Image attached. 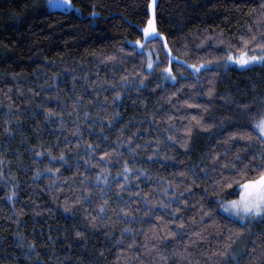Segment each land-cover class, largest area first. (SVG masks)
<instances>
[{
	"label": "trees",
	"instance_id": "16d2710c",
	"mask_svg": "<svg viewBox=\"0 0 264 264\" xmlns=\"http://www.w3.org/2000/svg\"><path fill=\"white\" fill-rule=\"evenodd\" d=\"M43 1L0 0V264H264V228L217 205L264 160V61L209 66L264 54V0H156L148 40L151 0Z\"/></svg>",
	"mask_w": 264,
	"mask_h": 264
},
{
	"label": "snow or ice",
	"instance_id": "6c2138e0",
	"mask_svg": "<svg viewBox=\"0 0 264 264\" xmlns=\"http://www.w3.org/2000/svg\"><path fill=\"white\" fill-rule=\"evenodd\" d=\"M64 3H67V0H63ZM149 8L153 7V4L148 5ZM143 34L146 38L154 39L156 38L157 29L155 27L154 19L152 17L149 18L147 22V26L143 29ZM159 36H162L163 34H158ZM241 40L243 41V47L240 49H237L236 55H234L231 51H229L227 48L225 49V55L224 57H221L220 59L223 61L224 65L227 66L230 62H234L237 65L240 66H246L250 63H254L256 61H264V55L256 56V55H249L246 46L248 45L249 41L241 37ZM137 45L141 44L140 40L136 41ZM165 47L167 45L165 44ZM258 48H260L262 51H264V45H257ZM179 59V57H177ZM184 64L187 65V61H184ZM205 62L201 61L199 64H190L187 65L190 69L194 71H200L203 69ZM153 63L151 60L148 61V68H152ZM164 72L167 74V76L170 79L175 80L176 76L173 74L172 68L166 67L164 69ZM122 79H124L122 77ZM174 94V93H173ZM213 90L210 88L208 95H212ZM119 92L116 93V98L119 97ZM186 103V102H185ZM199 107V106H198ZM246 107V106H244ZM193 120L196 121V124L198 126L203 127L201 124V121L197 119V117H192ZM252 126L255 129H258L259 135H257L255 138L260 141L261 144H264V115H262L259 120H253ZM187 132L191 133L192 129L188 128L186 129ZM240 135L242 139L251 140L253 137L251 133H237L232 132L230 134L231 136ZM182 147H187V141H185L182 145ZM63 154H61L62 156ZM105 156L108 154L105 153ZM237 159H239L237 157ZM255 159V157H253ZM236 171V175L234 177L229 178V182L224 185V187L232 188L233 186H236V188L239 191V195L236 196L234 199L229 200H222L220 198L217 199V205L219 208H222L225 212L229 213L230 216L238 218L239 222L241 223V228L237 229V233L242 232L243 224L250 223L251 220L254 219H260L264 220V160H261L259 164H251V163H245L243 164L239 169H236L235 165L231 166ZM130 169L128 168L127 164L124 166V172L127 174ZM249 172H252L253 175L249 177ZM99 177V173L97 174ZM203 207V206H202ZM103 206H101L100 211L103 212ZM126 211V210H125ZM176 212H179L180 209H175ZM214 210L209 209L208 211L204 212L202 214L201 219H203L204 216H207L210 218V223L212 225H215V221L212 219ZM95 220V217L92 218ZM77 236L83 235L80 232L76 233ZM168 236H175L176 233H173L171 231L167 232ZM192 236L197 237L198 239H204L203 236H201L198 232L192 233ZM188 243H195L194 240H189ZM131 247V245H130ZM153 248L156 246L153 245ZM226 248L228 245L225 246ZM183 255V253H180ZM220 255H225L224 252H221Z\"/></svg>",
	"mask_w": 264,
	"mask_h": 264
},
{
	"label": "rangeland",
	"instance_id": "374dc122",
	"mask_svg": "<svg viewBox=\"0 0 264 264\" xmlns=\"http://www.w3.org/2000/svg\"><path fill=\"white\" fill-rule=\"evenodd\" d=\"M155 1L156 0H151V4H153V7L152 8H149V11H150V17H152L154 19V12H153V9H154V4H155ZM43 8L45 10H63V11H70V10H74L75 12L77 13H80V10L75 7L70 0H67V3H64L63 0H44L43 1ZM149 20V19H148ZM147 26V25H146ZM144 27L142 28V31H143ZM156 36H159L158 34H154ZM144 36V34H143ZM144 39L148 40L149 38H146L144 36ZM137 47L144 51L145 54H146V58H147V68H148V61L151 60L152 63H153V67H154V64L159 60V54H158V51H157V48L155 45H152L151 48H146L144 46V43L141 42L140 45H137ZM234 55L238 54V53H233ZM249 55H256V56H261V55H264L262 52H254V53H249ZM170 59H175L174 57H171ZM262 61H256L254 63H250L246 66H240V65H237L235 64L234 62H230L227 66L224 65L223 61L218 63V64H209V66H215V67H218V68H222L223 70H225L226 68L228 67H236V68H239V69H243V68H246V67H250V66H253V65H256V64H260ZM205 66H208L207 64H204L203 67ZM152 67V68H153ZM169 67V66H168ZM152 68H148L149 70H152ZM190 69V68H189ZM192 72H197V71H194L192 69H190ZM163 80H166V81H174L173 79H170L167 74L165 72H163ZM221 210L226 213L227 215L230 216L229 213L225 212L222 208ZM233 217V216H231ZM236 218V217H234ZM238 219V218H237ZM250 224L252 225V229L255 230L256 228H264V220H260V219H254V220H251L250 221ZM244 249V247H243ZM242 249V250H243ZM241 250V251H242ZM240 251V252H241ZM239 252V253H240ZM233 256H236L237 254H233V252H231Z\"/></svg>",
	"mask_w": 264,
	"mask_h": 264
}]
</instances>
